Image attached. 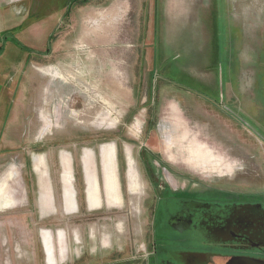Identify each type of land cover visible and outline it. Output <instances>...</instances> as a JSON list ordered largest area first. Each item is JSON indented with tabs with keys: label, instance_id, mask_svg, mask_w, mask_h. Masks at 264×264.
I'll return each mask as SVG.
<instances>
[{
	"label": "rangeland",
	"instance_id": "obj_1",
	"mask_svg": "<svg viewBox=\"0 0 264 264\" xmlns=\"http://www.w3.org/2000/svg\"><path fill=\"white\" fill-rule=\"evenodd\" d=\"M113 143L122 197L106 206L99 153ZM65 144L76 212L57 179ZM35 156L57 175L45 215ZM148 168L264 203V0H0V264H151Z\"/></svg>",
	"mask_w": 264,
	"mask_h": 264
},
{
	"label": "flooded vegetation",
	"instance_id": "obj_2",
	"mask_svg": "<svg viewBox=\"0 0 264 264\" xmlns=\"http://www.w3.org/2000/svg\"><path fill=\"white\" fill-rule=\"evenodd\" d=\"M148 171L150 188L155 187L148 243L151 264H217V256L264 260L262 201L191 193Z\"/></svg>",
	"mask_w": 264,
	"mask_h": 264
},
{
	"label": "crops",
	"instance_id": "obj_3",
	"mask_svg": "<svg viewBox=\"0 0 264 264\" xmlns=\"http://www.w3.org/2000/svg\"><path fill=\"white\" fill-rule=\"evenodd\" d=\"M180 2V0H178ZM54 145V144H53ZM114 146L101 147L100 145V169H101V177L103 183V191H104V204L106 206H119L121 202V192L119 188V179H118V169H117V157H116V148ZM55 146V145H54ZM70 144L61 145L64 149H60L57 146L56 156L58 158L59 166L61 170L58 175V182L62 186V203L63 209L65 212H76L78 210L77 205V196L76 190L74 188V176H75V163L74 158L72 156V152L75 147H73L70 151L66 150ZM53 152V151H52ZM60 152V153H59ZM102 154L108 155L110 159V166L108 169H104ZM82 164H83V172L86 183V201L88 208H94L101 205V196H99L98 190V179L96 176L95 161L91 152L88 150H84L83 155L81 156ZM34 172L36 173V182L38 186V207L41 215L47 214L52 208L54 204L53 197V188L51 187L52 182L50 181L52 176L57 177L56 173L52 172L51 167H47V164L43 163V159L40 156L34 157L33 164ZM51 171V172H50ZM127 173V171H126ZM38 175V177H37ZM127 178V176H126ZM94 185V187L92 186ZM90 188V189H89ZM94 188V189H93ZM113 188L117 191L116 201L112 199ZM92 190V192H90ZM128 190V187H127ZM90 192V193H89ZM107 194V196H106ZM41 198V199H40ZM112 201V202H111ZM114 202V203H113Z\"/></svg>",
	"mask_w": 264,
	"mask_h": 264
},
{
	"label": "water",
	"instance_id": "obj_4",
	"mask_svg": "<svg viewBox=\"0 0 264 264\" xmlns=\"http://www.w3.org/2000/svg\"><path fill=\"white\" fill-rule=\"evenodd\" d=\"M217 264H264V260L247 256H217Z\"/></svg>",
	"mask_w": 264,
	"mask_h": 264
},
{
	"label": "bare ground",
	"instance_id": "obj_5",
	"mask_svg": "<svg viewBox=\"0 0 264 264\" xmlns=\"http://www.w3.org/2000/svg\"><path fill=\"white\" fill-rule=\"evenodd\" d=\"M135 176V175H134ZM5 178V177H4ZM131 179V178H130ZM1 180V179H0ZM131 181V180H130ZM4 184V183H3ZM17 189V188H16ZM2 192V190H0V193ZM3 192H4V190H3ZM1 195V194H0ZM117 197V196H116ZM115 197V198H116ZM113 199V198H112ZM1 201H0V206H6L11 200H10V198L9 199H6V197L4 198V197H2L1 199H0ZM112 202V201H111Z\"/></svg>",
	"mask_w": 264,
	"mask_h": 264
}]
</instances>
